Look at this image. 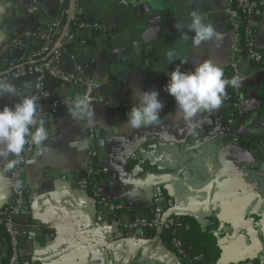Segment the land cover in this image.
Returning <instances> with one entry per match:
<instances>
[{
    "label": "crops",
    "instance_id": "obj_1",
    "mask_svg": "<svg viewBox=\"0 0 264 264\" xmlns=\"http://www.w3.org/2000/svg\"><path fill=\"white\" fill-rule=\"evenodd\" d=\"M78 1L72 0L77 15ZM58 5L59 0H0V55L16 51L12 43L21 38L24 52L48 42L53 32L48 33L47 22L58 18ZM192 10L216 27L222 42L193 46L190 40L179 39L181 33L174 25L190 23ZM65 16L64 22L67 12ZM228 17L227 0H87L83 21L97 28L85 29L107 28L116 34L110 39L112 50L108 43L86 50L102 53L101 62L114 69L102 76L95 64L85 66V61L99 59L96 54L76 62L73 56H64L65 48L57 65L64 72L79 68L81 79L98 86L99 100L92 105L98 132L94 142L98 184L81 189L75 183L85 177L88 166L85 119L74 120L67 107L55 108L46 118L52 108L50 99L74 98L81 95L83 85L63 84L47 75L39 105L50 132L45 141L48 148L38 154L26 144L22 153L27 208L22 207L16 217L17 264H186L163 232L154 229L142 238H125L111 225L113 217L121 221L157 218V213L151 214L157 207L160 217L175 224L202 264H264V66L247 61L243 48L234 51ZM255 30L256 47L264 57V12ZM170 48L181 58L187 56L188 62L180 64L177 59L168 64L165 54ZM234 57L247 73L242 104L222 103L218 110L199 115L192 131L164 90L167 73L177 65L182 71L193 70V62L203 59L213 60L226 73ZM29 58L7 55L1 59L0 72L21 62L28 64ZM12 73L0 80L10 77L18 87L27 82L36 89L33 74L12 77ZM109 76L114 80L110 82ZM135 89L159 92L166 105L158 124L133 129L126 122L121 105L135 102ZM17 101L5 95L0 105ZM75 139L78 146L73 148ZM85 141L87 146L81 148ZM4 165L0 160V209L12 201L13 179ZM7 254V237L0 225V264L6 263Z\"/></svg>",
    "mask_w": 264,
    "mask_h": 264
},
{
    "label": "clouds",
    "instance_id": "obj_2",
    "mask_svg": "<svg viewBox=\"0 0 264 264\" xmlns=\"http://www.w3.org/2000/svg\"><path fill=\"white\" fill-rule=\"evenodd\" d=\"M190 17L191 21L186 25L175 23L174 27L181 33L179 39L186 42L190 40L193 46L210 41H223V35L212 23H206L198 11L192 10ZM189 32L193 35L189 36ZM165 55L168 64L177 59L180 64L188 62V57L181 58L174 48H170ZM193 65V70L182 71L180 65H177L168 72L164 90L174 98L180 119L195 131L198 126L196 118L203 113L218 110L226 95V88H239L245 78L240 75L226 78L223 68L211 59L193 62ZM31 87V83L27 82L23 87H18L10 79L0 80V98L5 95L18 98L11 106L0 107V160L5 162V170H11L23 162L22 153L26 144L31 143L38 154L48 148L45 141L49 139L50 132L45 127V120L40 116L41 97L32 94ZM135 92L138 95L127 112L128 125L139 129L158 124L160 112L164 107L159 99V92L154 89H135ZM67 111L74 120L86 119L89 127L97 122L93 118L92 104L87 96L77 94L67 105ZM77 146L78 140L75 139L72 141V147ZM79 146L86 147L87 141Z\"/></svg>",
    "mask_w": 264,
    "mask_h": 264
},
{
    "label": "built area",
    "instance_id": "obj_3",
    "mask_svg": "<svg viewBox=\"0 0 264 264\" xmlns=\"http://www.w3.org/2000/svg\"><path fill=\"white\" fill-rule=\"evenodd\" d=\"M229 5V28L232 32L234 39L233 49L237 51L238 47L243 48L245 58L247 61L252 63L259 64L264 66V57L256 47V22L257 18L262 15L264 12V0H227ZM59 4L63 6V9L60 11L58 18L56 19L53 27L54 31L50 35V39L46 42L41 48L33 51L30 54V61L34 62L33 64H28L23 68H20L17 71L12 73V77L23 76L25 74H37L36 82V92L34 95L41 97L44 94V82L43 78L45 75H49L56 79H59L63 83L70 84H82L83 90L81 95L87 96L90 104L93 105L94 102L98 101L99 98L96 95V90L98 86L96 83L91 80H87L84 83L81 80L74 76L72 73H66L62 71L58 65L59 53L57 51L46 58V55L52 50L56 34L59 31V28L64 22L67 12V0H59ZM82 28H94L97 26L89 22H82L80 24ZM16 44L12 43V45ZM2 50V49H1ZM0 50V52H1ZM229 71L233 75H240L244 77V81L239 88H233V99L229 95H225L223 102L229 104L232 107H238L243 102L242 89L244 82L247 78V73L242 65V61L234 57L229 63ZM74 98L68 96L62 100H55L52 103V108L58 107H67L69 102ZM161 100V99H160ZM163 102V109L160 112V120L164 115L165 102ZM132 103L123 104L122 107L125 108L126 113L132 106ZM112 107L116 108L120 105L111 104ZM1 107V105H0ZM86 124L87 120L85 119ZM88 138L90 140V147L86 153L87 168L85 177H81L75 181L76 185L85 189L89 185H97L98 178L100 176L99 169L95 166V159L98 156V152L95 149L94 142L98 137V132L95 126H87ZM27 147H31V143L27 144ZM11 178L13 179L12 186V201L0 209V225L7 237L8 243V254L5 264H17L20 255V245H19V228L16 223V217L19 215L22 206L25 202V190L23 187V178H22V167L21 163L10 170ZM62 179H66V176H62ZM19 185V187H17ZM98 195V193L96 194ZM111 225L113 227L119 228L125 233V238H142L146 235V232L149 230H154L160 228L163 234L168 236V244L175 252L177 256L185 261L186 264H199L196 262L187 250L186 244L181 236L177 233V229L173 223L167 220H161L159 218H147V217H136L128 221H121L117 217L111 219Z\"/></svg>",
    "mask_w": 264,
    "mask_h": 264
},
{
    "label": "water",
    "instance_id": "obj_4",
    "mask_svg": "<svg viewBox=\"0 0 264 264\" xmlns=\"http://www.w3.org/2000/svg\"><path fill=\"white\" fill-rule=\"evenodd\" d=\"M58 2V0H57ZM79 6H80V10H79V15H77V13H74V9H73V2L72 0H69V5H67V18H66V22H63V24L61 25V27L59 28L57 38L55 40V43L53 45L52 50L49 52V54L46 55V58L51 56L53 54V52L57 51L58 53L61 52V54L63 55L64 53V48L66 50V53L64 56H73L74 61L76 62H83V57L85 55H89V56H93L94 54H96L99 59L96 57L89 59L87 61H85V66H92L95 64V67L99 70V72L102 74V76H104L106 73H109L110 70L112 71L114 69V66H104V63L101 62L100 59H104L103 55H101L102 53H100L99 51H87L86 49L88 48H100V46H102L105 43H108V48L112 50L110 43V39L112 36H114L116 33L114 32H110L107 28H104L102 30H98L96 32L93 31H88L85 28L80 27V24L83 21V15H85V11L87 10V0H79L78 1ZM63 9L62 5H58V13H60V11ZM133 10L136 11V9L133 7ZM140 17H142V13H139ZM55 19L56 17H53V19L49 22H47V25L49 26L48 28V33L51 34L54 31V23H55ZM55 35V36H56ZM105 38V40H104ZM24 38H21L20 40H18L17 44H14L13 47L17 48V50H12L10 52H4L0 55V62L1 59L5 58L7 55H12L14 56L17 60H19L23 54H25L26 56H30V54L32 53V50H28L26 52H24L22 45L24 44ZM120 51L123 52V50L121 49ZM128 58V57H127ZM100 60V61H98ZM132 59H129V62ZM35 62V61H34ZM34 62H30L28 64H33ZM25 62H21L15 66L9 67L8 69L1 71L0 72V78L10 74L11 72L17 71L20 68H23L24 66L28 65ZM75 64V63H74ZM79 68L74 69L72 72H66V73H72L74 74L75 77L79 78L81 80L82 83H84L86 80L82 77L79 76ZM47 76V75H45ZM25 77V76H23ZM23 77H21L20 79H23ZM33 77H35L37 79L38 75L37 74H33ZM14 80L13 78L7 77L3 80ZM58 80V79H57ZM110 82L113 81V77L109 76L108 79ZM60 81V80H59ZM62 83V82H61ZM66 84V83H63ZM36 92V89H31V93L34 94ZM61 99H50L49 100V104L51 105L55 100H62ZM18 100V98H17ZM55 110L54 108H51V110L49 111V114L46 116V118H48L50 116V113ZM246 173H248V169H245ZM157 203V202H156ZM162 204V202H158L157 204ZM169 204H171L170 202H168ZM23 210L27 208L26 205L22 206ZM171 208V210H178V208H174L173 206H169ZM22 210V211H23ZM157 213L158 216L157 218L161 219V220H165L166 218L164 217H160L161 216V209H159L158 207L154 210H151V214ZM157 233L160 234L162 233L160 228L156 229ZM33 237H35V235H33ZM137 239V238H136Z\"/></svg>",
    "mask_w": 264,
    "mask_h": 264
},
{
    "label": "trees",
    "instance_id": "obj_5",
    "mask_svg": "<svg viewBox=\"0 0 264 264\" xmlns=\"http://www.w3.org/2000/svg\"><path fill=\"white\" fill-rule=\"evenodd\" d=\"M232 76H234L230 71H228L227 70V72L225 73V77L226 78H231ZM226 95H229L230 97H231V99H233V89H232V87L231 86H228L227 88H226ZM175 225V224H174ZM176 227V226H175ZM163 237L165 238V239H168V236L166 235V234H163ZM187 250L190 252V254H192V256H193V258H194V260L196 261V262H198L199 264H202V260H199V259H197L196 257H195V255H194V253L192 252V251H190L188 248H187Z\"/></svg>",
    "mask_w": 264,
    "mask_h": 264
}]
</instances>
